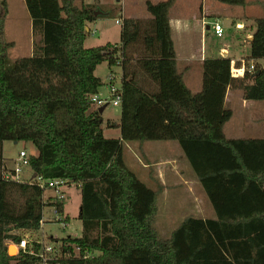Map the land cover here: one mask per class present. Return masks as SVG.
Wrapping results in <instances>:
<instances>
[{
  "label": "trees",
  "instance_id": "1",
  "mask_svg": "<svg viewBox=\"0 0 264 264\" xmlns=\"http://www.w3.org/2000/svg\"><path fill=\"white\" fill-rule=\"evenodd\" d=\"M176 1H148L151 19L122 17L119 46L87 48L95 4L24 0L34 35L42 38L32 57L17 61L5 39L8 3L0 1V264L41 263L22 250L10 256L6 242L19 245L15 230H39L49 206L46 190L3 178L5 141L32 143L38 151L29 157L34 174L81 191L82 236L54 239L63 256L48 264H264V139L224 135L233 116L225 106L228 90L264 101V72L237 79L233 59L208 57L202 90L193 94L177 70L169 20ZM249 60H264V18L256 21ZM104 62L122 70L118 139L104 136L102 113L91 104L105 86L95 74ZM146 141L179 143L216 219L188 218L169 239L159 236L157 192L124 157V142ZM50 204L63 213L65 200Z\"/></svg>",
  "mask_w": 264,
  "mask_h": 264
},
{
  "label": "rangeland",
  "instance_id": "2",
  "mask_svg": "<svg viewBox=\"0 0 264 264\" xmlns=\"http://www.w3.org/2000/svg\"><path fill=\"white\" fill-rule=\"evenodd\" d=\"M95 1L96 0H76L75 4L77 7L81 8L83 7V4L94 5ZM148 1H151L153 4H157L166 0H101V3L95 4L97 12L104 14L101 17L103 30L106 31V38L103 37L100 39L98 34L93 37V40H97V43L94 44L99 45L110 41L119 46L121 44L122 23H118L117 21L122 20V11L124 10L126 13L130 14L131 17H135L142 11L141 6L143 7V10L146 9V3ZM200 1L201 0H179L178 5L194 6L197 3L199 6L201 3ZM207 1L213 2V7L211 8L212 11L207 15H209L210 20H220L224 24L226 29V37L225 39L217 40L212 34L209 35L210 37L205 36L204 33L206 32H204L201 28V24L193 23L192 28L190 29V32L187 36L189 43L185 45L186 51H189V47L198 50L201 45L205 46L206 44L208 49L212 51V54L216 56L219 55V51L221 50L220 47L226 45L230 50L228 57L233 59L236 65L239 66L240 64H245L246 66H249L252 61L249 60L250 40L248 38L249 36L252 37V34L254 33L256 21L258 19L264 18V0H244V3L239 5L223 4L216 0ZM7 3L8 15L6 20L8 21V35L7 38L5 37V39L6 41L13 43V47L16 46L11 52V56L14 57L18 52L16 49L20 50V53L21 51H26L25 49L30 43V36L28 32V24L23 20L24 15H26L24 12L26 10L24 2H22V0H7ZM237 23L243 25L241 30L236 28ZM14 37L16 38L15 41L13 40ZM181 37L180 35H177L176 45L179 52L182 51L184 47L182 40L187 42L185 37H182V39ZM37 38L38 37L35 36L34 41H36ZM238 55L241 58H244V61L237 62L235 58ZM118 58L121 60V57ZM17 60L19 59H15L13 61ZM182 68L183 66L181 65V69ZM111 70L115 73L121 74L122 78L121 68L113 67L110 69L107 62H104L98 66L96 75L108 83V79L110 80V77L112 76L110 75ZM121 82L122 80L119 78L115 83H117V85H121ZM108 87L109 86H104L102 88V96H107ZM231 90L233 91L234 95L232 96L230 94L227 109L231 110L234 115L226 123L225 132L228 135L233 134V136H241L243 138L264 137V101H253L251 103H247V106H243V92H237L239 91L238 89ZM120 115L121 108L113 107L112 105L107 106L105 111H103L102 116L104 123L102 128L106 138H116L118 132L115 130V128L110 127L108 123L112 124V121L116 122V119H119ZM123 144L124 156L126 155V158L129 160L130 164L134 163L133 159L137 157L140 159H146V155L147 160L150 162L151 155L149 152V155L146 153L147 148L144 145L141 143L131 144L128 142H124ZM152 144L160 145L159 143ZM3 150L4 167L1 168L2 174L4 169H13L15 167L16 161L18 160L21 151H26L29 156L37 154L38 152L32 143H15L13 141H5ZM153 154L156 153H152V155ZM152 158L158 159L160 156L158 155ZM21 167L23 169L22 181L24 180L25 182H30L32 180L30 178L35 175L33 170L30 166ZM72 186L74 187L72 188ZM72 186L71 189H66L64 214L65 216H70V223L66 229H64L63 225L54 220V217H52V215H54V208L51 206L50 202L54 199V193L52 191H45L44 199L49 203V206H47L49 208H45L46 210L44 217L46 221L42 228L39 231H34L33 233L26 230H15L12 232V234L20 236L22 239L28 240L30 247H35L36 249V246H39V251L49 245H54L57 249H59L61 247V242L56 243V239L62 240L67 237L80 238L83 233L82 222L79 219L82 196L81 192L77 190L79 188L75 185ZM155 225L156 229H158L161 233L159 236L162 239L170 238L171 229L169 227L159 229V223L157 219H155ZM6 243L8 248L13 247L11 250V255L17 256L19 253L18 245H15L12 241H7ZM62 256L63 254L61 252L57 253V258Z\"/></svg>",
  "mask_w": 264,
  "mask_h": 264
},
{
  "label": "crops",
  "instance_id": "3",
  "mask_svg": "<svg viewBox=\"0 0 264 264\" xmlns=\"http://www.w3.org/2000/svg\"><path fill=\"white\" fill-rule=\"evenodd\" d=\"M22 2H24V0H22ZM178 2L179 0L175 2V4L172 6V8L169 11V20H170V26L172 30V39L174 42V48H175L176 55H177V70L180 74H182L184 82L186 86L189 88V90L193 94L194 93L196 94V93L201 92L202 90L203 61L208 57H217L220 55H216V56L213 55L212 51L208 49L206 44L205 46L201 45V47L198 50L192 49L189 47L188 52L186 51L185 45L189 43L187 36L190 32V29L192 28L193 23L201 24V28L203 29V22L211 21L209 18V15L207 14L212 11L211 8L213 7V4H212L213 2L207 1V0H201L200 1L201 3L199 6L197 5V3L194 6H180L178 5ZM99 3H101V0L95 1V4H99ZM141 9H142L141 11L142 13L140 12L135 17H131L130 14L126 13L124 10L122 11V15L124 18L151 19V15L147 12V8L144 9L145 10L144 11L143 7L141 6ZM24 12L26 15H24L23 20L25 23L28 24L30 43L28 47H26L25 52L21 51L20 53V50L16 49L18 52H17V55L14 57L11 56L12 54L11 52L13 49H15L16 46L13 47L9 53V56L12 59V61L15 59L32 57L34 55L35 43L39 44L42 38L41 35L37 34L36 37L38 38L36 39V41H34L35 36L33 32L32 19L28 13L27 8ZM103 15L104 14H99L93 22L88 23V27L86 30L90 32V34H89L88 39L85 42V46L87 48L100 47L108 43L117 45L110 41L104 44H99V45L94 44V43H97V40H93L94 36L99 34L100 39L103 37L106 38V31L103 30V27H102L103 23H102L101 16ZM7 30H8V21L6 20L5 22V37L6 38L8 35ZM204 34L205 36H209L211 33L206 32ZM177 35H180V37L182 36L187 39V42H184L182 40V42L184 43V47L182 51L180 52L178 51V48L176 45ZM248 39L250 40L251 36H249ZM13 40L15 41L16 38L14 37ZM243 59L244 58H241L239 55L235 58L237 62L244 61ZM181 65L183 66L182 69H181ZM242 65L243 64H240L239 66H242ZM111 72L113 71L111 70ZM111 72H110V75H114L116 77V80L119 78L121 80V74L115 73V72H113L112 74ZM241 78L242 77H238L237 79H241ZM103 82L106 83L105 86H108L109 79H108V83L107 81L105 82V80H103ZM145 88H148V86L145 85ZM237 92L241 93L242 91L239 90ZM99 94L102 95V89L100 90ZM230 94L232 96L234 95L231 89L228 90L227 95H226V100H225L226 108L228 107ZM243 101H244L243 106H247L246 105L247 103L253 102V101H247L244 99ZM119 117H120L119 119H116V122L112 121V124L115 125L112 128H115V130L118 132L116 138L114 139H118L121 137V130L118 127L120 123L121 115ZM225 126H224V135L227 139H233V140L264 139V137L243 138L241 136H233V134L228 135L225 132ZM128 143L132 144V143H140V142H128ZM152 143H155V144L159 143L160 145H154ZM141 144L147 148L146 153L148 154L149 152V154L151 155L150 162L149 160H147V155H146V159H140L139 157L134 158L133 159L134 163H131V164L125 155L124 156L125 162L128 168L136 174V176L139 178V180L142 183H144L147 187L157 192L158 211H157L156 219L159 223L158 225L159 229L169 227L171 229L170 235H172V233L188 218L201 219V220L216 219L215 210L213 206L211 205L202 184L199 182L197 175L195 174L192 167L190 166L189 161L187 160L179 143L176 141H146V142H141ZM3 153H4V150H3ZM152 153H156V154L152 155ZM37 155H38V152L37 154H34L33 156H37ZM158 155L160 156V158L158 159L152 158ZM73 187L74 186H72V188ZM69 188L71 189V186L68 185L66 189H69ZM77 190L81 192L79 189ZM46 209H44V213H43L44 215H45ZM64 213H65V206H64L62 215L65 217L66 221L67 219H69V222H68L69 224L70 216L68 215L65 216ZM43 218L44 220L41 223L40 229L42 228V226L45 224V221H46L45 217ZM39 230H36V231H39ZM26 231H29L32 233L34 232L30 230H26ZM157 231L161 235L158 229Z\"/></svg>",
  "mask_w": 264,
  "mask_h": 264
},
{
  "label": "built area",
  "instance_id": "4",
  "mask_svg": "<svg viewBox=\"0 0 264 264\" xmlns=\"http://www.w3.org/2000/svg\"><path fill=\"white\" fill-rule=\"evenodd\" d=\"M118 23H122L121 21H117ZM236 28L241 30L243 25L240 23L236 24ZM204 32H210L217 40L225 39L226 37V29L224 24L220 20H211L207 22H203ZM229 47L224 45L221 47L219 51V55L221 57H228L230 54ZM264 72V60L252 61L249 66L243 64L242 66H237L234 61L232 65V76L234 78L244 77L246 72L250 74H254L257 72ZM115 80L116 77L112 75L110 77L109 83L111 80ZM108 94L107 96H102L100 94L93 95L91 98V104L94 109H100L102 107H107L112 105L113 107H121L122 105V84L117 85V83L108 85ZM29 155L26 151H21L18 160L16 161V165L13 169H4L3 178L8 181H14L18 183H24L22 181L23 169L21 166H29ZM32 179L28 183H33L46 191H52L54 193L55 200L64 201L66 199V188L68 186L67 181L62 179H54V180H44L39 176H32ZM54 208V220L58 221L63 225V228L66 229L68 226L65 217L62 213H59L58 210ZM44 220V218H43ZM43 222V221H42ZM19 251L22 250L24 253L36 256L41 258V263L39 264H48L49 261L57 259V253L61 252V247L57 249L54 245H49L43 248L41 251H36L35 247H30L29 241L26 239H22L18 245Z\"/></svg>",
  "mask_w": 264,
  "mask_h": 264
},
{
  "label": "water",
  "instance_id": "5",
  "mask_svg": "<svg viewBox=\"0 0 264 264\" xmlns=\"http://www.w3.org/2000/svg\"><path fill=\"white\" fill-rule=\"evenodd\" d=\"M94 14H95V17H97V16H98L99 14H101V13L96 11ZM256 75H259V72H257ZM104 110H105V107H102V108L99 109V112H100V113H103ZM34 176H37V175L35 174ZM12 248H13V247H9V248H8V253H9L10 256H12V255H11V250H12Z\"/></svg>",
  "mask_w": 264,
  "mask_h": 264
},
{
  "label": "bare ground",
  "instance_id": "6",
  "mask_svg": "<svg viewBox=\"0 0 264 264\" xmlns=\"http://www.w3.org/2000/svg\"><path fill=\"white\" fill-rule=\"evenodd\" d=\"M16 248V247H15Z\"/></svg>",
  "mask_w": 264,
  "mask_h": 264
}]
</instances>
